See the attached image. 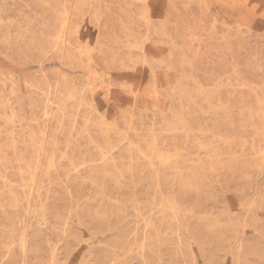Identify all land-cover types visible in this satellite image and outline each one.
<instances>
[{
	"label": "rangeland",
	"instance_id": "1",
	"mask_svg": "<svg viewBox=\"0 0 264 264\" xmlns=\"http://www.w3.org/2000/svg\"><path fill=\"white\" fill-rule=\"evenodd\" d=\"M0 264H264V0H0Z\"/></svg>",
	"mask_w": 264,
	"mask_h": 264
}]
</instances>
